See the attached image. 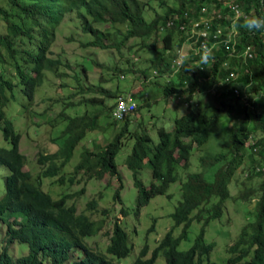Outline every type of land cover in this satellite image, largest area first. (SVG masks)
I'll return each instance as SVG.
<instances>
[{"label": "trees", "instance_id": "obj_1", "mask_svg": "<svg viewBox=\"0 0 264 264\" xmlns=\"http://www.w3.org/2000/svg\"><path fill=\"white\" fill-rule=\"evenodd\" d=\"M6 2L9 9L0 5V17L8 29V34L0 37V41L6 48L9 49L16 38H19L16 42H22L24 38L32 39L34 26L37 28V53L33 55V69L36 74L31 79V86L39 82L44 67L59 75L61 61L52 55L50 47L55 43L56 29L62 21L66 0ZM143 4V0H71L67 6L77 9L80 24L78 41L83 48L92 46L108 49L111 46L109 44L119 48V45L125 44L131 38L142 37L139 48L158 50L156 63L151 65L156 69L155 73H152L148 66H114L109 69L114 75L120 72H137L143 80H147L148 75L156 81L162 78L160 83L165 93L177 95V101L186 105L187 113L174 117L170 128H166L163 123L152 124L157 134V140L154 142L144 127L139 132L130 131L135 139L126 162L137 189V212L157 194L170 198L168 187L175 181L180 182L178 199L169 213L173 222L170 230L160 239L158 247L152 251L150 257H147L148 246L145 244L132 264H155L159 253L166 264H201L199 236L208 223L222 217L224 210L228 214L223 205L228 203L230 196L227 184L239 164H244L243 171L249 173L253 184L234 195L239 204L230 199L234 213L246 218L248 222L246 228L239 231L242 236L227 250L232 255L238 254L230 260L231 264H264V30L249 32L240 27L236 28L237 32L231 36L234 37L237 50L246 45L252 46L251 57L230 56L224 46V39L232 30L235 14L233 7H237L244 15L264 18V0H162L159 3L162 9L148 18L142 12ZM203 6L208 11L214 10L215 17L221 15V18H217L216 22L212 21L210 25L211 28L219 26L223 33L219 37H212L211 41L206 43L201 42L202 38L197 35L190 37L184 33L189 29L191 22L197 32L207 29L199 20V7ZM185 11L186 14L178 20ZM208 11L205 13L210 14ZM173 13L176 16L171 18L173 23L164 27L165 19ZM27 17H30L33 26L24 21ZM96 22L107 24V27L98 29L94 26ZM179 25H183L184 31L177 29ZM172 34L180 36L176 43L172 41ZM116 35H119V38L114 42ZM172 45L175 46L173 49ZM180 46L187 47L184 55L188 57V64H195L199 60L197 53L202 46L213 50L214 60L201 64V69H171V59L177 57ZM90 63L93 65L95 61L90 60ZM81 68L84 69V66L81 65ZM78 70L80 72V69ZM231 72L233 75H230ZM168 74L172 76L168 78ZM200 76L210 78L207 87L198 86L197 78ZM6 84L7 80L0 73V105L4 102L5 92L2 90ZM212 85H215L214 94L210 91ZM79 87L80 94L88 90L82 85ZM99 91L105 96H114L113 92ZM198 92L205 93V96L192 105L189 103L190 99ZM66 103L67 108L78 110L89 104L90 109L87 108L81 115L67 117L68 121L61 130L63 144L60 151L64 160L60 164L48 166L41 176L50 177L59 173L76 143L106 109L103 101L95 97ZM220 116L226 118V121L221 120ZM0 121L3 127L2 138L10 144L9 147L0 146V165H4L7 170L3 180V201L11 207L8 214H17L26 220L22 219L28 226L27 231L23 228L14 229L6 222V242L0 250V264H114L111 256L96 250L86 242L87 238L99 230L96 223L87 214H77L75 205L66 202L67 195L53 199L42 190L39 181L31 179V174L22 170L24 156L17 150L20 135L13 132L2 112ZM127 124L126 118L116 134L127 131ZM219 132L223 133L218 134ZM211 133L219 138L218 145L222 149L214 154L200 156L197 161L199 170L189 171L187 157L191 141L200 143L201 139ZM185 136L189 138L184 139ZM121 143L119 135L113 136L105 143V148L94 153H84L83 158L90 154L94 159L89 168V177L100 179L106 171L115 173L112 159ZM150 146L153 147L149 154L146 151ZM86 162L88 158L76 167L79 168ZM144 164H147L151 171L148 184L140 177ZM178 165L182 168L181 171L178 168L175 170ZM119 178L121 179L120 176ZM59 179L62 181V176ZM83 190L80 189L78 193ZM259 191V199L254 205L250 195ZM113 198L119 199V190L115 191ZM94 205L93 200L89 201L87 208ZM124 211L121 208V212ZM193 220L199 223L198 233L188 248L180 250L177 248L178 243L186 238L188 226ZM103 222L102 218L99 224ZM179 225L181 227L178 236L174 239L172 231ZM127 239V233L115 222L107 253L119 258L127 256L130 252L126 244ZM13 242L26 244L28 247V253L17 257L14 262L6 253V249ZM248 254L251 256L246 259Z\"/></svg>", "mask_w": 264, "mask_h": 264}, {"label": "rangeland", "instance_id": "obj_2", "mask_svg": "<svg viewBox=\"0 0 264 264\" xmlns=\"http://www.w3.org/2000/svg\"><path fill=\"white\" fill-rule=\"evenodd\" d=\"M156 6L157 5L155 3L151 4L152 8ZM174 7H176V4H174ZM81 9L82 8H80V10ZM68 10L69 12L65 14L62 22L60 23V27L57 28L56 42L51 48L52 55L61 61V64L59 65V71L61 73L57 75L54 71H47L44 75L42 84L38 87L40 88L38 94L33 100V105L35 108L41 111L50 109L54 112H57L61 108L66 107V101H78L82 95L79 93V85L84 87L83 80L86 81V83H90L87 84L86 87H92L95 91H97L98 88H94L93 86L97 84V81H101L104 76L111 73L109 68H113L114 66L130 67L132 63H134L136 67L148 66L151 68V65L156 63L157 60L156 54L158 50L142 47V49L139 48L142 37L130 39L125 44L119 45V48L114 44H109L111 46L108 49H101L92 46L83 48L78 41L80 37V24L79 18L77 16V9L74 7H69ZM150 15L151 12H146L147 18ZM94 26L98 29H103L107 27V24L96 22L94 23ZM109 30L114 32L113 29ZM118 38L119 35H116L113 38L114 42L118 40ZM179 38L180 36L178 34H172V41H174V43H176ZM158 46H160V44H158ZM174 47L175 46L172 45V49ZM186 50L187 47L182 46L180 52L184 53ZM133 55L138 56L139 60H133ZM89 59L91 61H95V63L92 65ZM77 62L78 64H75ZM81 65L84 66V70L87 75L81 76L78 70L81 68ZM9 71L10 73H13L12 67H9ZM133 74L136 75L137 80L139 75L135 73ZM168 78H170V76H168ZM159 80L162 81V78H159ZM131 81H133V79H121L120 76V78H114L112 80L102 82L101 87L113 89L116 85L121 91L127 92L128 90L133 89L135 85H140L139 81H136L135 85L131 84ZM139 89L140 88L137 90ZM146 92H149V90L147 89ZM69 95L70 98L68 97ZM137 100L140 104L148 101L147 99L141 97L140 94L137 96ZM171 103V99L169 101L161 97L158 100L157 97L153 96L150 106H140L139 115L137 117H133L132 120L133 122H145L147 125H152V123H163L166 125L168 121L178 116L184 109L183 106L172 107ZM160 113H165L167 115H165L163 118L160 116ZM220 119L224 122L226 121V118H223L222 116H220ZM98 121L102 125L105 124V126L98 125L93 131L87 132V134H89L75 147L73 157L66 167L65 182L60 184L59 182H56L54 178L43 179L42 188L50 191L52 197L56 199L65 193H74L81 187H85V192L81 196H73L70 202L76 204L77 213L88 214L96 222H99L102 218L104 219L99 232L89 239V243L92 245V247L96 249L98 248L102 251H104L108 240V237L104 235V231H107L108 234L110 233L112 221L115 219L116 214H118L119 208H123L125 211L119 220V224L127 232L128 244L132 245L133 248L128 256L120 259V264H131L132 260L138 255L140 249L145 243H147L149 248L147 254V257H149L151 251L157 245L160 237L168 228L172 226L173 222L168 213L173 210L176 200L178 199V186L180 182L177 181L169 186L168 193H171L170 198H166L164 195H157L146 205L141 207L137 213L135 201L137 189L133 184L131 171L124 162V156L126 153L130 152L132 141H129L130 137L125 134L122 139L123 141H126L127 145L115 153V160L116 163H118V171L121 175V184L123 185L120 202H114L112 200L114 190L120 185V181L116 179V177H112L107 173H104L100 180H88L86 179V175L83 173V171H81L76 175V180L71 183L68 177L72 173L74 165L79 160L80 152L83 147L86 146L91 149H95L101 144L102 140L110 139L112 135H114L115 131H118V127H120L123 122L122 120H118L116 121V125L110 124L108 122L110 121V118L105 114ZM48 131L52 133V128H48ZM48 131L43 132L38 137H30L29 135L24 136L23 140L20 142L19 147L24 152V157H26V166L33 175H36L41 170V168L45 166V163H42L38 160L39 151L45 147L48 150L53 148V145L50 144ZM151 135L153 142L156 141L157 134L154 130L151 131ZM210 143L213 145L215 144L214 140H211ZM38 145H40V147L37 149ZM200 151L203 153L205 149H201ZM189 160L188 170L198 171L199 166L197 165V157L195 156L194 152L189 155ZM238 170L239 166L237 167V170L231 181L232 194L241 193V189H243L244 186L253 184V180L247 181L246 185H240L239 189V187H237L239 183L236 181V173ZM4 173L5 170L0 171V194L3 191L2 179ZM140 177L145 184L150 182L151 172L147 164H144L141 167ZM244 177L245 174L240 176L239 180ZM77 180H79V182H77ZM98 194L100 196H98ZM255 198H257V196ZM92 199L96 200L95 205L92 208H87V202L91 201ZM103 209H107L106 214H101V210ZM226 209L230 215H234L231 205L228 204ZM226 218L227 214L224 210L220 219H215V221H211L207 224V229L212 230L213 233H210L207 230L204 231L203 235L205 241H216L217 246L210 253V260H214V262L217 263H223L226 259L227 253L225 250V243L231 236L234 235L236 230L235 217H233L232 222L230 223L225 222ZM9 220L17 223L14 218ZM153 220H155L154 230L149 232L148 230L152 226ZM198 228L199 223L193 220L188 226L186 238L179 242L177 248L183 249L187 247L197 234ZM2 232L3 226L2 230L0 227V239L2 238ZM178 232L179 226L173 229L172 234L176 236ZM24 249L26 248H24L23 245H12L8 248V251L12 257H16L27 251V249L26 251H24ZM155 264H165L161 254H159L157 257Z\"/></svg>", "mask_w": 264, "mask_h": 264}, {"label": "clouds", "instance_id": "obj_3", "mask_svg": "<svg viewBox=\"0 0 264 264\" xmlns=\"http://www.w3.org/2000/svg\"><path fill=\"white\" fill-rule=\"evenodd\" d=\"M143 1H145V4H143V8H142L143 14H146V12H151V14H153L154 12H159L162 9V7L159 6V3L162 0H143ZM70 2H71V0H66V2H65V6H66L67 10L65 9L64 14H63V18L65 16V14L67 12H69L67 6H69ZM152 3H155L157 6L152 8L151 7ZM0 5L9 9V6H8V3L6 2V0H0ZM199 10L201 13L199 20H200V22L203 23V25H204V22L212 23V21L216 22L218 20L217 18H221V15H217L215 17L214 16V13H215L214 10L208 11L204 6L199 7ZM233 10H234L235 14H234V19H233V25L231 26L232 30L228 33V35L224 39V46L226 47L227 52L230 56L231 55H237V56L241 55L243 57H245V56L251 57L252 51H253L252 46L246 45L243 49L237 50V48L234 45V41H233L234 37H231V36H234L235 33L237 32L236 28H240V27L244 28L245 30H247L249 32L264 30V18L259 17V16H255V15H244V14L240 13V11L237 7H233ZM207 11L210 12V14L205 13ZM185 14H186V11L184 13H182L181 16L178 17V20L181 19L183 17V15H185ZM20 15L22 16V14H20ZM172 17H176L175 13H173L172 15L168 16L165 19L164 27H168L169 24L173 23L171 20ZM63 18H62V20H63ZM160 18H162V17H160ZM241 20L243 21L242 23H241ZM24 21H26L29 26H33V22L31 21L30 17L24 18ZM34 27H35V29H34L32 36H31V37H33L32 39L24 38V39H22L23 40L22 42H19V41L16 42L19 39V38H16L11 43L10 48H9L10 50L8 48H6L3 45V43L0 41V73L3 75V78L7 80V84L5 85V88L2 90L5 93H4V102L0 105V112L3 113L4 118H6L7 121L10 123L13 132L19 133L20 136H19V140H18L17 150L20 151L23 154V156H24V152L20 149L19 146H20V142L23 140L24 136L29 135L30 137H35V136L38 137L43 132L48 131V128H52V133L50 131H48V132H49L50 144L53 145L52 146L53 148L51 150H48L46 147L43 148L41 151H39V156H38V160L42 163H45V166L43 168H41V170L36 175H33L30 172L29 168L26 166V157H24V162H23V166H22V170H26L31 174V176H32L31 179L40 182L41 188H42L43 179L54 178L55 181L59 182L60 184H63L65 182L66 167H67V164L71 161V159L73 157L75 147L78 145V143L82 139H84L89 134V133L87 134V132H91L98 125H102L99 123L98 120L100 118H102V116L104 114L110 118V121H108V122L110 124H113V125H116V121H118V120H122L124 122V120L126 118L128 119L127 131L124 130L120 134H116L119 132V130L123 124V122H122L121 126L118 127V131H115L114 135H112V137L118 136V135L120 136V141L122 143H121V146L118 148V150H121L124 146L127 145L126 141H123V139H122L123 136L125 134H127L130 137L129 141H132L131 149H130V152L126 153L124 156V162L127 165L126 158H127V155L130 154L132 151L133 143H134V139H135V136H133V134H131L130 131H138L139 132V130L142 127H144L150 133V135H151L152 130L155 131V128L153 125H147L145 122H137V121L133 122L132 118L137 117L139 115V107L140 106H143V105L144 106H150V102H151L153 96L157 97L158 100L161 97H163L166 100H169V101H170V99L172 100V103H171L172 107H174V105H177L176 107H179V106L184 107V109L182 110V112L179 115L187 113L185 103H179L177 101V95L174 96L172 94H169L168 92L165 93V91L162 89L163 87L161 86L160 80L159 81L154 80L151 75L147 76V80H143V79H141V76L137 72H127L125 74H122V72H120V73L115 74V75L112 73H109L108 75L104 76V78H102L101 81H97V84L93 86L94 88H98L97 91H95L92 87H86L87 84H90V83H86V81L83 80L84 88H88V90L85 91L81 95V98H85V97L100 98L103 101V105L106 107V109L102 112V114L99 117H97V121L94 122V125L92 124V127L90 129H87L85 131L84 135L76 143L70 157L64 162V164L60 168L59 173L54 175V176H50V177L41 176L42 172L44 170H46V168L48 166L52 167L54 163L60 164L64 160V155L60 151L62 144H63V141H62L63 137L61 136V130L64 128L65 124L68 121L67 117L75 116V115H81L85 112V110L87 108L90 109V107H89V104H85L82 108H80L78 110L63 107L57 112H54L53 110H50V109L41 111V110H38L37 108H35V106L33 105V100H34V97L37 96L38 91L40 89L38 87L42 84V82L44 80L45 73L47 71H52V70L44 67L42 69V75H41L39 82H37L36 84L31 86V79L36 74L35 70L33 69V55L37 53V50L35 49V42L38 39V36L36 34L37 28H36V26H34ZM59 27H60V25L57 28H59ZM210 27H211V25H210ZM177 29L178 30L182 29V31H184L183 25H179ZM210 30H211L210 34H206V36H202L200 34V32H197L194 30L193 23L191 22V24L189 25V29L187 31H184V33H186L190 37L197 35V36L202 38L201 42H205V43L210 42L212 37H216V36L219 37L223 34L219 26L213 27ZM56 31H57V29H56ZM212 31H215V32L217 31L215 33V36H214V32L212 34ZM7 34H8V29H6L5 23L2 21V19L0 17V37H4ZM55 36H56V33H55ZM131 39H134V38H131ZM55 42H56V40H55ZM52 46L53 45H51L50 50H51ZM247 47H250V50L246 51V53H245V50ZM168 51L169 50H164V52H168ZM49 55H50V53H49ZM197 55L199 56V60L195 64H188L187 63L188 57L186 55H184L183 52L179 51L177 57L171 59V62H170L171 69L180 70L183 68L184 70H189V71L195 70L198 68L201 69L199 67L201 64H208L214 60L213 50L211 48L206 47V46H202V48L198 51ZM133 60H139V57L133 56ZM133 65H135V64L132 63V65L130 67H132ZM186 65H187V67H185ZM9 67H12L13 73H10ZM149 69H151L152 73L156 72V69H154L153 67H151ZM133 73L139 75V78L137 80H136V75H134ZM80 74H81V76L87 75L85 70L82 68H80ZM230 75H233V72H231ZM120 76H121V79H123V78L133 79V81H131V84H134V85L136 84V81H139L140 85H135V87H133V89L128 90L127 92L121 91L118 88V86H116V85L114 86L113 89L101 87L102 82H106V81L112 80L114 78H120ZM168 76H172V75L168 74ZM208 79H210V78H208ZM208 79L203 78V76H200V78H197L198 86L200 88L205 87V86L207 87L208 86ZM214 86L215 85H212L213 88L211 87V90H210V91H212V94H214ZM138 88H140V89L137 90ZM147 89L149 90V92H146ZM99 90H104V91L107 90V91L113 92L114 96H111V97L105 96ZM133 90H135V91H133ZM139 94L141 97H143L144 99H147L148 101H145V103L140 104L137 100V96H139ZM204 96H205V93H201V92L195 93V95L190 99L189 103H191L192 105H195L200 100V98L204 97ZM68 97H70V95ZM66 102H68V101H66ZM160 114L159 115L162 116L163 118L165 115H167L165 113H160ZM172 120H173V118H172ZM172 120L168 121L167 124L164 126L166 128H170L173 125ZM154 125H158V124H154ZM102 126H105V124H103ZM2 128L3 127L1 126V121H0V146L9 147V145H10L9 142L6 139L2 138V134H3ZM221 133H223V132H219L218 134H221ZM111 138L108 140H102L101 144L99 146H97L95 149H91V148L86 147V146L83 147V149L80 152V158L76 162V164L74 165L73 171L70 174V176L68 177V179L71 183H73L76 180V175L81 171H83V173L86 175V179H88V180L94 179V178L89 177V173H90L89 168H90L91 163H93L94 159H93V157L90 156V154L86 158H83V155H84V153H94V152H97L98 150L102 149L103 147L105 148V146H104L105 143L107 141H110ZM183 138L188 139L189 136H185ZM218 139L219 138H217L216 134L211 133V134H208L205 138L201 139L200 143H196L195 140H192L191 145H190V149L188 152V157H187L188 168H189V161H190L189 155L191 153L194 152L195 156L197 157V161H198L199 157L204 155V154H214V153L220 151L222 148L218 145ZM211 140H214V142H215L214 145L212 143H210ZM38 147H40V145L37 146V149H38ZM150 147L151 148L149 150H147L146 153L150 154L152 152L153 146H150ZM201 149H205V151L202 153L200 151ZM118 150H116V151H118ZM116 151H115V153H116ZM115 153L113 154V159H112L113 164H114L115 173L111 174L108 171H106L104 173H107L108 175H110L112 177H116V179H118L120 181L121 187L119 185L114 190V193L116 190H119V199L113 198V196H112V200L114 202H120L121 190L123 188V185L121 184V179L119 178V176L121 177V175L118 171V163H116V160H115ZM87 158H88V162H86L84 165H82L79 168L76 167L79 163L85 161V159H87ZM243 165L244 164L238 165L239 170L236 173V181L239 183V185H237V187H239V189H240V185L244 186V185H246L247 181H250L249 173L243 171ZM127 167H128V165H127ZM96 168H97V166H96ZM177 168L179 171L182 170V168H180L179 165L176 166L175 170H177ZM2 170H5V173H4V176L2 179V184H3V180L5 179L4 177L7 174V170H6V167L4 165H0V171H2ZM236 170H237V168H236ZM236 170H235V172H236ZM235 172H234V174H235ZM234 174H233V176H234ZM244 174H245V177L242 178L241 180H239V177L244 175ZM61 176L63 178L62 181L59 179ZM233 176L230 178V180L227 184V189L229 190L230 196H228V201H227L228 203H226V202L223 203L225 208L228 204L231 205L232 201L230 198H232L237 204H239V200L234 198V195L236 193L232 194V190H231L232 189L231 181H232ZM95 180H100V179H95ZM77 182H79V180H77ZM175 182H177V181H175ZM171 184H173V183H171ZM82 188L84 189L83 192L78 193V191ZM245 188H247V186H244L243 190H245ZM80 189L75 191L74 193H65L62 196L67 195L68 197L66 199V202L68 201V204H73V202H70L71 198L73 196H81L85 192L84 186L81 187ZM42 190L44 192L48 193L50 197H52L50 191L45 190L43 188H42ZM4 192L5 191L3 188V191L0 194V211H2V214H0L1 230H2V226H3L2 238L0 239V250L5 245V242H6V237H5L6 222L14 229L23 228V229H26V231L28 230L27 223H24L22 221L23 218L21 219L17 214H13V213L8 214L11 211V207H9L3 201ZM114 193H113V195H114ZM167 193H168V189H167ZM157 195H160V194H157ZM259 195H260V191L250 195L251 196L250 200L252 203H254V205H255L256 201L259 199ZM62 196H60L59 198H61ZM98 196H100V195L98 194ZM256 196H257V198H255ZM154 197H152V198H154ZM59 198H56L55 200H57ZM152 198H150L149 201ZM92 200L94 201V203H96L95 199H92ZM74 205L76 207V204H74ZM232 210H233V207H232ZM106 212H107V209H105V212H102L101 214H106ZM138 212H139V210H138ZM76 213H77V211H76ZM77 214H79V213H77ZM122 216H123V212H121V209L119 208L118 214H116L115 219L112 221L110 233L108 234L107 231H104V235H106L108 237L107 244L105 245L104 251H102L98 248L97 249L95 248L96 250H99V251L103 252L104 254L111 256L112 262L114 264H120V259L126 257L125 256V257L119 258V257H116L115 255L107 253V247L109 245L110 239L113 236V225L115 222L119 224V222H120L119 220ZM233 217H235V219H236V223H235V229L236 230H235L234 235L231 236L227 240V242L225 243V250H226L227 256H226V259L224 260L223 263H217V262H214V260H210V253L217 246V243L215 240H210V241L204 240V237H203L204 231L208 230L207 225L204 227L203 233H202V235L199 236L200 238L198 240V250L201 253V259H202L201 264H207V263L208 264H231L230 260L235 258L236 256H238V254L232 255L230 252H228L227 249L230 245L235 243L242 236V234H239V231L244 229V227L246 228V223L248 222V220L246 218H241L238 214H235V213H234V215H230V213L228 212L227 218L225 219V222L226 223L232 222ZM2 218H4V220H2ZM11 218H14L17 221V223L10 221L9 219H11ZM92 220L94 221V219H92ZM24 221H26V220H24ZM213 221H215V219ZM94 222L96 223V225L98 226V228L100 230L101 225H102V224H99L100 221L99 222L94 221ZM154 223H155V220H153V224L148 230L149 232L154 230ZM215 223H218V222H215ZM175 227H178V226H175ZM180 227H181V225H179V230H180ZM170 228H168L165 231V233L160 237V239L170 230ZM122 229L125 231V229L123 227H122ZM99 230L93 236H95L99 232ZM208 232L213 233L212 230H208ZM172 236L175 239V237H177L178 235L174 236L172 234ZM186 236H187V233H186ZM90 238H87L86 242L90 246H92L89 243ZM160 239L158 240L155 248L158 247ZM191 243L183 249L188 248L191 245ZM126 244L129 247L130 252H131L133 247H132V245L128 244V239L126 240ZM145 244H147V243H145ZM12 245H23V247L26 248L27 251H26V249H24V251H26V252H24L23 254H20L16 257H12L8 251V248ZM10 246L6 249V253L9 255L12 262H14V260L17 257L22 256V255H26L28 253V247L26 244L13 242ZM143 246H142V248H143ZM141 249H140V251H141ZM183 249H180V250H183ZM148 251H149V248H148ZM152 251H151V253H152ZM159 254H161V253H159ZM159 254H158V256H159ZM150 256H151V254H150ZM250 256L251 255L248 254L246 256V259H249ZM134 259L132 260V263L134 262ZM46 264H50V263L46 262Z\"/></svg>", "mask_w": 264, "mask_h": 264}, {"label": "built area", "instance_id": "obj_4", "mask_svg": "<svg viewBox=\"0 0 264 264\" xmlns=\"http://www.w3.org/2000/svg\"><path fill=\"white\" fill-rule=\"evenodd\" d=\"M204 26H205V28H207V29H205V30H202L201 32H200V34L202 35V36H206V34H210V29H211V27H210V23H207V22H204ZM217 32V31H216ZM215 31H214V36H215V33H216ZM248 50H250V47H247L246 48V50H245V53H246V51H248Z\"/></svg>", "mask_w": 264, "mask_h": 264}]
</instances>
